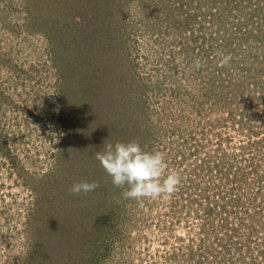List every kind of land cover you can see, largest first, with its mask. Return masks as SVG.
Returning <instances> with one entry per match:
<instances>
[{"label": "rangeland", "instance_id": "374dc122", "mask_svg": "<svg viewBox=\"0 0 264 264\" xmlns=\"http://www.w3.org/2000/svg\"><path fill=\"white\" fill-rule=\"evenodd\" d=\"M133 140L170 198L95 157ZM0 264H264V0H0Z\"/></svg>", "mask_w": 264, "mask_h": 264}, {"label": "clouds", "instance_id": "9594fccd", "mask_svg": "<svg viewBox=\"0 0 264 264\" xmlns=\"http://www.w3.org/2000/svg\"><path fill=\"white\" fill-rule=\"evenodd\" d=\"M219 66L230 63L231 55L218 53ZM197 68L200 61H194ZM96 159L115 187L123 189L125 199H133L142 204L144 199L170 198L181 182L180 175L168 172L165 154L161 151H145L138 141L116 142L105 146L104 151L95 153ZM98 183L77 182L70 192L73 194L94 191Z\"/></svg>", "mask_w": 264, "mask_h": 264}, {"label": "trees", "instance_id": "16d2710c", "mask_svg": "<svg viewBox=\"0 0 264 264\" xmlns=\"http://www.w3.org/2000/svg\"><path fill=\"white\" fill-rule=\"evenodd\" d=\"M197 204L199 205V206H201L200 205V202H197ZM262 204V203H261ZM62 229H64L63 227L61 228V230ZM67 238H69V237H67ZM65 240V242L66 243H68L69 241H67V239H64ZM67 246H70V244H67L66 245V247L64 248V247H61V245H58V244H51L50 243V240L48 239L47 240V244H46V247H48V248H52V252H53V254H54V256H56V255H59L60 253H62L63 251H67L66 253L68 254V253H72V250H70L71 249V247H67ZM71 246L73 247V243L71 242ZM67 249V250H66ZM65 260H68V259H65Z\"/></svg>", "mask_w": 264, "mask_h": 264}]
</instances>
